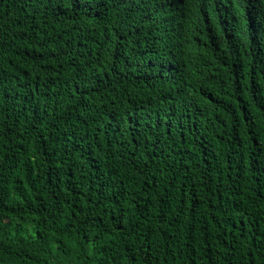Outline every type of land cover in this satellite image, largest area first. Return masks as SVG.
Returning <instances> with one entry per match:
<instances>
[{"label": "trees", "instance_id": "trees-1", "mask_svg": "<svg viewBox=\"0 0 264 264\" xmlns=\"http://www.w3.org/2000/svg\"><path fill=\"white\" fill-rule=\"evenodd\" d=\"M0 264H264V0H0Z\"/></svg>", "mask_w": 264, "mask_h": 264}]
</instances>
